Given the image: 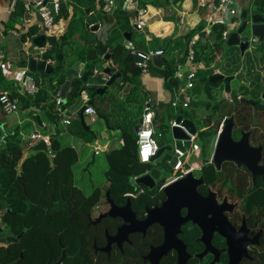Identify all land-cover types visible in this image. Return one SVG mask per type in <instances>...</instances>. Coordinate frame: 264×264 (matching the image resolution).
Segmentation results:
<instances>
[{"label":"crops","instance_id":"0c3cea01","mask_svg":"<svg viewBox=\"0 0 264 264\" xmlns=\"http://www.w3.org/2000/svg\"><path fill=\"white\" fill-rule=\"evenodd\" d=\"M19 1L24 2V0ZM204 1L205 5L201 6L199 5V0H115L113 11L106 13L102 11V6L106 3V0H65L61 3L62 16L56 20L54 19L51 29L44 31L41 28V21L37 19L36 9L25 10L22 16L15 19L12 24L13 26L8 28L7 24L11 23L10 18L12 15L8 13L9 1L0 0V66L2 69V74L0 75V95L6 94L18 106L15 112L6 114L0 104V139L3 140L0 145V152L10 142L14 146L13 152L15 154L18 150H21L22 153L24 149L34 142L32 136L47 139L50 148L49 139L56 132V127L55 125L49 124L47 120L46 107L49 104V100L46 103L43 100L40 101L41 93L48 95L55 102L57 94H60L61 87L66 81L73 83V81L78 80L74 76L70 78L61 76L59 71L53 72L50 76L38 73L35 75L29 74V49L32 45L33 37L29 38L26 34L30 28H34L37 31L36 35L45 34L48 37L54 38V41L48 43L46 48L49 49L53 43L58 46L54 53L61 54V64L64 70H67L77 62L79 64V75L87 73L86 69H89L90 66L91 71H89V75L93 76L97 74L99 64L108 56V60H104V67H108L113 73L119 74L106 94L96 96L93 99V106H89L94 110L97 109L102 116L106 117L107 123L95 116V121L92 123L95 124V127H90L91 119L87 118L85 122L92 133L83 129L88 136L80 137L78 134L79 129L76 125V120L79 121L78 111L69 113V109L75 103L77 97L64 109L67 116L72 115L76 116V118H73L69 125H63L61 117L58 116L61 128L59 135L56 137V141L60 149L71 148L76 155V163H78L80 161L79 159L83 157V153L78 150L81 146L93 148V151H89L90 156L87 155L88 157L92 158L91 155L93 154L95 157L101 152L106 156L110 151L119 149L124 145V133L136 138L135 128L144 113L145 101L147 99L154 113V132L156 133L157 131L156 134H160L158 130L161 127L162 120L158 118V113L163 112L162 110L166 108L173 109L170 103L176 96L180 100L181 95L180 84L182 77L179 78L175 73L174 79L178 82L177 87H167L166 85L167 81L164 77L166 64L172 62L178 69L177 74H182L181 71L187 69L186 57L190 41L195 38L196 42L198 41V45L204 42L212 44L213 37H211V29L215 24H220L218 20L221 15L213 9L219 5V0ZM258 1L260 0L235 1L231 6L237 15L236 17H224L223 24H221L223 31L227 30V25L230 21L234 23L232 32L236 31L241 23V13L243 11L252 13V8ZM139 9H147L148 12V20L142 30H136L132 24L136 16V11ZM73 20H79L82 24L78 23L74 28L75 31L64 39L63 37L67 35L68 28ZM93 25H97L98 27L91 30V26ZM201 26L202 28H198ZM194 28L200 29L199 33L193 34L190 41H188L185 37ZM127 33L128 35H125ZM22 36H25L24 41L22 40ZM249 38L250 40L256 39L251 36ZM113 39L116 40L117 44H121L124 47L125 52H128L125 48L126 43H129L134 49L144 53L162 50L163 55L158 57L163 62L162 65L159 67L155 66L151 59L148 61V73L141 74L139 67L133 60L134 58L129 53L131 61L127 59L129 66L126 65L128 69L126 70V74L129 76L130 81L123 82L122 78L125 65L123 62H120L121 64L116 62L113 57ZM109 41H111L112 46L107 45ZM222 41L225 45L227 40L224 41L222 39ZM230 49L232 50L230 54L232 56L235 55V58H239L237 60L239 65L234 66L236 71L233 75H226L222 71L224 61L229 56L226 52L227 54H224L225 56H223V59L218 64L217 72L224 76H236L240 74V81L233 80L230 83L231 89L236 92L238 98L244 97L249 100L250 95H255L258 92L259 97L257 101H260V104L263 105L264 48L260 49L259 42L254 44L253 48L245 54V59L240 57L238 48ZM230 49L229 51H231ZM34 50L35 55L39 54L37 49ZM117 59L121 60L119 57ZM53 61L54 56L52 58ZM196 63L199 65L198 69L203 68V63ZM225 69L230 71L232 66H226ZM138 70L140 71V75L132 79L133 73ZM153 70H156L160 75L159 78L155 74H150ZM25 74L31 75L34 78L36 85L39 87V94L30 96L21 92L17 85V79ZM57 79L60 80L58 83H55ZM71 85L65 96H60L62 98L61 103L63 104H66L70 99ZM50 86H53L55 94L49 89ZM194 87L195 85L191 89H194ZM224 95L226 100L231 102L225 93ZM82 97L84 100L82 101V105L90 99L86 93L82 94ZM115 98L121 101L116 106L113 103ZM33 100L34 102L31 103ZM204 101V96L197 93L194 99H191L189 107L191 110L193 109L192 115L197 116V121L207 119V117L212 115L211 111L202 107L201 104ZM257 101L255 100V102ZM181 114L194 122V119L188 118L184 113ZM37 116L40 118L39 124L36 120ZM173 119L169 121L168 126ZM227 119H224L222 126ZM28 126L31 129L30 133L27 134L24 129ZM200 130H197V134H199ZM220 130L221 127L210 144L211 156ZM41 131L45 133L43 134ZM91 143H94L93 146H91ZM50 151L52 156L55 157L51 148ZM135 153L138 156L137 145L135 147ZM200 155L201 149L198 158ZM7 157L11 161L10 153L7 154ZM194 163L198 167L197 162ZM4 172L6 171L0 170V177L2 179L5 177ZM0 229L2 230L1 222ZM4 236L8 235L3 233V231L0 232V237Z\"/></svg>","mask_w":264,"mask_h":264},{"label":"trees","instance_id":"16d2710c","mask_svg":"<svg viewBox=\"0 0 264 264\" xmlns=\"http://www.w3.org/2000/svg\"><path fill=\"white\" fill-rule=\"evenodd\" d=\"M24 12V5L19 1L15 12L11 15V23L7 24V27H12L15 19L22 16ZM252 12L263 17L264 0L256 2ZM62 13V7H60L59 13L54 19L56 20L62 16ZM78 23L82 24L79 20H73L70 23L67 35L63 37L64 39L75 31L74 28ZM198 28H202V26ZM198 28H194L185 39L190 41L193 34L199 33L200 29ZM36 32L34 28H30L26 35L29 38L34 37ZM211 32L212 44L204 42L198 45L197 41L194 45L195 60L203 63V68L198 69L195 73V77L199 79H205L213 74L214 67L221 62L226 52L229 56L222 66L224 74L233 75L236 71L234 66L239 65L237 62L239 58H235L230 54L232 50H224V42L221 39L223 26L215 24ZM201 35L203 36V34ZM22 40H25V36H22ZM107 45L112 46L111 41ZM56 47L58 46L53 43L48 49L52 56H55ZM112 52L115 61L123 62L125 65L123 82L130 81L129 76L126 74L127 66H129L127 62H129L128 60L131 61L129 52H125L124 47L117 44L115 39H113ZM118 57L121 60H118ZM166 65V72L164 73L167 81L166 85L167 87H177L178 82L174 79V74L178 72V69L172 62ZM226 66H232V69L227 71ZM89 69H86L88 74L91 71L90 66ZM1 74L2 69L0 66ZM29 74L35 75L33 73ZM139 75L140 71H135L132 79L137 78ZM59 80L57 79L55 83H58ZM194 85L197 86V94L204 96L205 101L202 102V107L211 111L212 114L207 119L198 121L199 125L202 126L198 134V143L201 155L207 157L203 158L202 163L204 166L200 173L208 183L213 184V186L218 185L219 188L221 187L220 189L228 188L231 192L230 195H232L237 187L233 182L234 179L229 182L230 177L234 175V167L224 163L217 170L214 165L210 164V144L224 119L230 117L233 118V135L238 134L241 130L250 131L254 123L252 122L254 116L251 113L253 106L227 101L222 80L214 82L206 80ZM81 88L78 80L73 81L70 99L66 104L62 103V109H66L67 105L69 106L78 97ZM49 89L55 94L53 86H50ZM92 94L89 92L88 96L90 97ZM258 94L257 92L255 95H250V100L257 101ZM41 100L45 103L49 100L46 107L47 120L49 124L56 125V132L49 139L50 148L55 154L54 165L51 167L49 159L44 154L38 153L31 156L24 163L20 179L15 175L14 167L21 158V150H18L15 154L13 152L14 146L9 142L6 148L0 152V170L6 171L4 172L5 177L3 179L0 177L1 228L3 233L12 237H19L17 243L0 245V264H10L17 259V264H55L60 259L62 251L65 252V259L61 264H113L112 257L106 259L104 254L99 253L96 255L91 248L92 238L103 237L102 232L96 228L99 224L93 225L91 222L94 208L104 202L105 199L107 201L110 199L113 205L123 204L122 208L127 207L134 216L136 213L139 218H142L143 206L150 208L155 204L152 196L164 182L161 180L157 189L147 191V196L136 197L144 187L132 184L130 179L142 176L148 167L147 164L139 162L135 153L136 138L124 133V145L119 149L110 151L105 156L109 165V171L106 175L107 187L105 189L97 187L90 195H83L81 189L74 182L73 166L77 160L76 155L71 148L60 149L56 141V137L59 135L57 128L59 117L56 114L55 102L44 93H41ZM33 102L34 100L31 101V103ZM227 102L231 105L228 106ZM260 106L264 107L263 105ZM76 125L80 137L88 136L83 131L80 121L76 120ZM8 153L11 154V161L7 157ZM220 191L222 192V190ZM131 194L134 197H130ZM240 195L244 196L243 194ZM243 212L249 223L256 222L264 230V192L255 190L249 194L247 193L244 198ZM113 218L120 219L118 216L103 217L102 221L104 223L105 221L110 222ZM20 254H22V258H20ZM244 259H246L244 264H264V237L260 239L259 244L251 252L248 254L246 252Z\"/></svg>","mask_w":264,"mask_h":264},{"label":"water","instance_id":"95a60500","mask_svg":"<svg viewBox=\"0 0 264 264\" xmlns=\"http://www.w3.org/2000/svg\"><path fill=\"white\" fill-rule=\"evenodd\" d=\"M45 4L46 1L44 2V5ZM39 9L40 7L36 8L37 11L36 16L37 19L42 22V19L38 12ZM240 20H241L240 26L236 29V31L229 33L227 41L224 45V49L225 51H228L230 48H238L240 51L241 58L245 59V54L249 52V46L251 44L249 36L255 37L258 40L260 49L264 48V18L259 14L243 11L241 13ZM97 27H98L97 25H93L91 26V30ZM125 35H128V33ZM51 41H54V38L48 37L45 34H39L33 37L31 42L32 45L29 49L30 57L28 59V71L33 74L38 73V74H44L46 76H50L52 75L53 72L59 71L61 76H64L66 78H70L71 76H74V78L78 79L82 88L78 92V97L75 103L70 107L69 113H73L77 110L78 118L82 128L87 132H91L89 126L86 125L85 119L83 118V113L85 109H87L89 106H93V99L96 96H103L104 94H106V92L113 85L119 74H115L111 71L110 68L104 67V63H105L104 60L107 61L108 56L104 58V60L99 64L98 72L96 75L93 76H90L88 73H82L81 75H79V69H78L79 64L77 62L74 63L67 70H64L61 64L62 63L61 54H55L54 61L52 62L53 56L46 48V45ZM34 49H37L39 54L35 55ZM133 60L135 63L139 61L137 58H134ZM152 62L155 66L158 67L161 66L163 63L157 56L152 57ZM217 69H218V64L214 67L213 74H211L205 79H199L195 77L192 80V82L200 83L206 80L209 82L222 80L224 83V93L229 97L231 102H234L236 104L244 103L252 106H255L260 103V101L255 102L253 100H249L244 97L238 98L236 92L231 89L230 83L233 80L240 81V77H241L240 74L236 76H224L218 73ZM181 73H182V80L180 85L182 87L186 83V69L182 70ZM150 74L151 75L155 74L158 78L160 77V75L156 72V70L151 71ZM71 83L72 82L70 81H66L64 85L61 87L59 94L61 97L65 96ZM89 92L93 94L89 97L90 98L89 101L82 105V94L86 93L88 95ZM263 98H264V94L262 95V99ZM182 99L183 97L182 95H180V100L182 101ZM94 111H95V115L100 120H103L107 123L106 117L102 116L97 109H95ZM141 119L142 118L139 119L138 125L135 128V133H137L140 127ZM36 120L39 124L40 118L38 116L36 117ZM174 120L175 123L180 126L168 129L169 131L168 135L169 138L172 140L173 145L167 143L166 140L164 139H159L157 141L158 151L154 156L150 158V162L149 164H147L148 169L142 176L138 178L130 179V182L132 184H136L148 189H152L155 186V181L163 177L165 173L171 172L172 168L174 167L176 163V159L173 153L174 150L180 149L181 151H185L186 149H189L190 144L188 142V137L185 131L190 134H196L197 126L195 122L185 118L182 114H177ZM233 127H234L233 118H229L225 120L218 134L215 148L211 156L212 163L214 164L217 170H219L222 163L226 161L234 162L237 165L242 163L251 172H254V164L242 158V154H244L243 151H246L249 154L254 155L256 154L257 150H254L253 148H250L248 146L247 135H243L238 142H235L232 138ZM183 129H185V131ZM2 141L3 140L0 139V145ZM93 144L91 143V146H93ZM38 153L44 154L49 159L50 166L53 167L54 157L52 156L48 142L42 137L37 138L30 146L24 149L21 153V158L18 160L15 166L16 176L18 178L21 179L24 163L31 156H34ZM91 161L92 163L94 162V154L92 155ZM165 180L168 181V177L165 178ZM193 183H194L193 181L191 182L189 181V185L192 187V189L190 188L187 189L186 180L169 184L165 188L167 202L163 204L161 209L150 210L146 219L140 222H137L134 219V215L126 210L127 207L122 209L115 208L113 202L110 199H108V194L106 193V197L108 199L107 202L109 203V205H111V207L107 213L99 216L98 221L103 217L119 216L120 218H123L125 221L129 223L130 226L129 225L123 226L122 228L119 229V232L116 238H114V240H117L119 236L123 237L125 235H128L129 233L143 231L149 225L157 222L166 227L167 240L176 241L175 234L177 233L178 224L180 222H183V220H192L193 222H196L205 231L204 235L207 237L208 239L207 245H209V239L211 236L210 233L211 224L209 221L212 220L219 229H223L225 231L226 233L225 236L227 239L226 245L228 247V252L230 257L229 264H236L235 261L238 256H240L241 254L246 255L247 252L246 248L248 244L251 242L248 240H240L238 238V235L242 234V232L240 231L241 233L240 232L236 233L234 228L229 225L227 219L222 215V211L226 209L225 206L217 205V202L215 201L214 198H212L211 195H209L205 199L196 195L193 191ZM185 191L187 192L188 198L190 200H187L188 201L187 217L185 219H181L179 214V208L178 205L176 204V199L179 193L181 192L185 193ZM209 216L211 217V219L210 218L207 219V217ZM0 232H2L1 229ZM18 239L19 237H12L9 235L0 237V245L17 243ZM110 241H113V238L110 239ZM166 246L167 245H164L163 247L159 248L157 252L158 253L163 252ZM179 247L181 246L179 245ZM20 258H22V254H20ZM64 259H65V252L62 251L60 259L55 264H61ZM17 262L18 259L10 264H17Z\"/></svg>","mask_w":264,"mask_h":264},{"label":"flooded vegetation","instance_id":"af4514ba","mask_svg":"<svg viewBox=\"0 0 264 264\" xmlns=\"http://www.w3.org/2000/svg\"><path fill=\"white\" fill-rule=\"evenodd\" d=\"M257 105L259 106L253 107V111H251L254 116L252 129L250 131L241 130L235 135L232 133V138L235 142H238L243 135H247L248 146L257 150L254 155L246 151H243L244 154H242V158L254 164V172H251L242 163L239 165L229 161L222 163V165L228 163L234 167V175L230 177L229 182L234 179L233 182L237 187L232 195H230L231 192L228 188L224 187L220 189L221 187L219 188L218 185L213 186V184L208 183L204 179V176L200 173L204 166L203 163H201L191 172L183 176H178L174 181H166L163 176L155 181V186L152 189L145 187L141 189L136 197L147 196V191L157 189L161 180L164 182L152 196V199L155 200V204L150 208L143 206V217L139 218L138 214L136 215L135 213L134 219L137 222L144 221L150 210L161 209L163 204L167 202L165 188L169 184L186 180L187 189H192L189 185V181H193V191L196 195L203 199L211 195L217 202V205L225 206L226 209L222 211V215L227 219V222L234 228L236 233L242 232V234L238 235L240 240H248L251 242L246 248L247 254L251 252L253 248L259 244L260 239L264 237L263 228L258 226L256 222L249 223L247 216L243 212L244 198L247 193L249 194L251 191L255 190L264 192V107L260 106L262 105L260 103ZM209 163L214 165L212 163V158L209 159ZM220 190H222V192ZM186 191L185 193H179L176 199L181 219H185L188 214L187 200L190 199ZM240 194L244 196L242 197ZM106 201L105 199L99 206H96L94 208V213L91 215V222L93 225L99 224L96 228L98 231H101L103 235V237L92 238L91 248L96 255L99 253L104 254L106 259L112 257L113 264L230 263L228 247L226 245V233L223 229H219L212 220L209 221L211 224L209 245H207L208 239L204 235L205 231L192 220H183V222L178 224L177 233L175 234L176 241L167 240L166 227L157 222L149 225L143 231L129 233L123 237L119 236L117 240H114L119 229L123 226H128L129 223L123 218H113L110 222L105 221V223L102 219L98 221L99 216L110 210L111 205ZM114 206L117 209H122L124 205L120 204ZM126 210L129 211L128 208ZM208 218L211 219L210 216L207 217V219ZM112 238L113 241H110ZM164 245H167L165 250L158 253L157 250ZM179 245L181 247H179ZM244 258L245 254L238 256L235 261L236 264H244L246 260Z\"/></svg>","mask_w":264,"mask_h":264},{"label":"built area","instance_id":"2783aa9c","mask_svg":"<svg viewBox=\"0 0 264 264\" xmlns=\"http://www.w3.org/2000/svg\"><path fill=\"white\" fill-rule=\"evenodd\" d=\"M9 6H8V13L12 14L15 12L16 5L19 0H8ZM46 1V4L44 5V2ZM65 0H24V10L28 9H36L37 7H40L38 10L40 17L42 19L41 22V28L44 31H47L53 27L54 17L58 15L61 3ZM235 1L237 0H219V5L214 9V11L218 12L221 17L219 18L218 22L220 24H223V19L225 16L230 17H236L237 13L234 10V8L231 6ZM115 0H106V3L102 6V11L106 13H111L114 9ZM199 5L204 6L205 1L199 0ZM209 7V6H207ZM147 9H139L136 11V16L132 21L133 26L136 30H142L147 23ZM231 22V21H230ZM227 25V30H224L222 32V39L224 41L227 40V37L230 32L233 31L234 23L231 22ZM15 34H17L15 32ZM251 44L249 46L250 49L253 48L254 44L258 43L257 39L250 40ZM196 43L195 38H193L188 46V53L186 57L187 61V69H186V83L184 86L181 87V95L183 97L182 101L178 99V96L174 98V100L170 103L171 107L173 109H176L178 106H181L183 109H186L190 106L191 98L188 96L187 91L191 89L194 85L192 80L195 78V73L199 68V65L195 61V52H194V45ZM125 48L128 50L130 55L133 58H137L139 61L136 63V65L139 67L141 74H147L148 73V61L152 59L154 56H161L163 55L162 50L157 51H149L147 53L138 51L134 49L129 43L125 44ZM176 75L181 78L182 74ZM17 85L19 86L21 92L25 95L33 96L39 92V87L36 85V82L34 78L31 75L25 74L22 77H19L17 79ZM84 94V93H83ZM82 101L83 97H82ZM62 98L60 97L59 93L56 96L55 99V106L56 111L59 117H61V122L63 125H69L71 123V120L73 118H76V116L72 115H66L65 110L61 108L62 105ZM0 104L2 110L6 114H10L12 112H15L18 109V106L15 102L10 100L6 94L0 95ZM95 111L93 108L88 107L85 109L83 113V118L86 120L87 118L91 119V123L95 121ZM141 124L140 127L136 133V145L138 147V160L141 164H149L150 158L156 154L158 151L157 141L160 139L161 135H157L154 132L153 129V119H154V113L151 110V106L149 103V100L147 99L145 101V108L144 113L141 116ZM180 125L175 123V120L173 119L169 127H178ZM222 128V125H221ZM185 131V129H183ZM147 133V135H145ZM186 135L188 137V142L190 144L189 149H186L185 151H181L180 149L174 150V156L176 159V163L174 167L172 168V177L168 178V181H174L177 179L178 176H183L189 172H191L193 169L196 168L195 163H188V157L192 154L194 157L199 156L200 152V146L198 144V134H190L186 132ZM37 139V136H32V140ZM47 141V139H45ZM48 142V141H47ZM184 144V143H183ZM130 197H134V195H129Z\"/></svg>","mask_w":264,"mask_h":264},{"label":"rangeland","instance_id":"374dc122","mask_svg":"<svg viewBox=\"0 0 264 264\" xmlns=\"http://www.w3.org/2000/svg\"><path fill=\"white\" fill-rule=\"evenodd\" d=\"M233 56L235 57V55H233ZM197 91H198L197 86H195L194 89H189L187 91V94H188V96H190L191 99H194ZM113 103H114V106H116L117 104L121 103V101L119 99L115 98ZM227 105L230 106L231 103L227 102ZM170 110H172V111H170ZM162 111L163 112L158 113V115H159L158 118H161V120H162L161 127L158 131L161 134L160 139L166 140L167 143H170V144L173 143L172 140L169 138V135H168V133H169L168 123L177 114L184 113L185 116H187L188 118L194 119V122H195L198 130H200L202 128L201 124L199 125V122L197 121V116L192 115L193 109L191 110L190 107L183 109L181 106H178L176 109L166 108V109H163ZM57 116H58V114H57ZM88 119H90V118H88ZM89 126L95 127V124L91 123ZM96 126H97V124H96ZM55 127H56V125H55ZM57 128L60 131L61 126L59 123H58ZM30 129H31V127L28 126L24 130L28 134V133H30ZM69 129H71V128H69ZM41 132L43 134L45 133L44 131H41ZM156 133H157V131H156ZM78 150H80V152L83 153V157H81L79 159L80 161H78V163H76L75 166H73L74 182H75V185L79 189H81L83 195L88 196L93 192V190L95 188L100 187L101 189H104V187L107 186L108 182H107V176L106 175H107V172L109 171V165L106 161L104 153H102V152L94 157V162L92 163L91 157H88V156H90L89 151H91V150L93 151L92 147L81 146ZM203 158H207V157H204L201 155L198 158V157H194L191 154L188 157V163L191 164V163L197 162V164H201L204 161ZM164 176H165V178H167V177L169 178V177H172L173 174H172V172H168V173H165Z\"/></svg>","mask_w":264,"mask_h":264},{"label":"snow or ice","instance_id":"6c2138e0","mask_svg":"<svg viewBox=\"0 0 264 264\" xmlns=\"http://www.w3.org/2000/svg\"><path fill=\"white\" fill-rule=\"evenodd\" d=\"M145 135H147V133H145Z\"/></svg>","mask_w":264,"mask_h":264}]
</instances>
